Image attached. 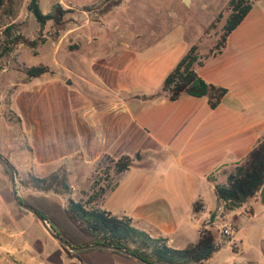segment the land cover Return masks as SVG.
Here are the masks:
<instances>
[{"label": "crops", "instance_id": "0c3cea01", "mask_svg": "<svg viewBox=\"0 0 264 264\" xmlns=\"http://www.w3.org/2000/svg\"><path fill=\"white\" fill-rule=\"evenodd\" d=\"M249 1L251 10L231 32L221 52L209 51L203 65L195 64V68H205L197 72L207 82L227 89L214 109L207 97L184 94L172 101L166 94H153L150 90L142 97L143 90H131L122 80L110 83L101 77L103 72L97 64H93L94 78L114 94L104 103L83 90L70 91L66 80L50 76L51 72L32 77L29 84L21 83L9 108L19 116L23 134L33 135L29 160L26 159L31 174L48 177L65 168L72 176L74 167H87L91 177L95 167L104 163L101 161L105 156L118 159L130 155L131 167L116 174V186L107 189L97 206L132 218L138 229L152 237L165 238L173 248L185 249L197 243L202 222L218 204L215 184H225L264 137V0ZM185 53L164 72L163 81ZM119 92H129L131 96L116 95ZM20 96L25 103L20 102ZM27 107L36 126L33 132L23 128V111ZM12 135L15 137V133ZM156 151L165 152L174 162L167 174L151 175L143 170L148 153ZM138 152L140 160L135 158ZM53 193L56 195L41 196L53 203L59 194L64 195L67 213L68 200L73 197ZM260 206L264 204L258 192L235 210L238 214L251 208L244 217H236V226L246 217L255 220ZM43 209L63 234L51 220L55 218L54 212L44 204ZM38 222L33 214H24L10 202L0 200V242L17 264H141L135 257L100 250L69 256L43 226L42 232L48 237L45 240L23 228L26 223L31 224L30 230L37 228ZM86 235L75 244L63 234L73 245L90 242L91 237L87 232ZM230 241L237 245L233 236ZM262 250L264 253V239ZM233 264L264 263L247 258Z\"/></svg>", "mask_w": 264, "mask_h": 264}, {"label": "rangeland", "instance_id": "374dc122", "mask_svg": "<svg viewBox=\"0 0 264 264\" xmlns=\"http://www.w3.org/2000/svg\"><path fill=\"white\" fill-rule=\"evenodd\" d=\"M29 1L0 0V152L16 167L17 186L22 199L43 212V204L47 205L57 219L51 220L75 243L87 235L65 212L64 195L59 194L58 200L50 203L41 194L56 195L53 191L43 192L28 184L32 174L26 166L33 135L23 134L19 116L9 108L15 90L22 87L21 83L33 82L24 72L25 67L49 66L53 70L50 76L72 81L70 91L83 90L103 103L110 101L114 94L94 78L96 67L93 64L100 65L101 77H106L110 83L122 80L131 90H143L142 97L149 90L162 95L165 94L162 90L164 72L193 43L198 45L200 55L209 54L222 34L231 10L229 0H122L117 5H113L117 0H39L45 13L56 3L65 10L61 24L56 25L50 20L41 27L28 9ZM8 27H12L11 32H7ZM10 35L23 36L25 41L3 54L4 49L10 46ZM32 41L34 46L28 43ZM195 69L202 71L205 68L197 66ZM116 95L129 97L131 93L119 92ZM20 102L25 103L21 96ZM25 110L24 130L36 131L35 123L31 122V111L28 112V107ZM144 163L143 170L151 172V175L167 174L168 167L174 164L165 152L157 151L148 153ZM106 165L107 161L96 166L91 177L87 167H74L72 176L63 168L72 186L70 195L75 200L88 198L92 193L93 179L103 175L102 169ZM110 176L114 182L117 175L113 169ZM0 200L10 202L17 209L11 177L2 164ZM260 207L255 220L246 217L238 226L236 217H244L251 208L233 214L232 236L237 245L229 240L232 236L221 237V247L216 256L203 264H233L247 258H256L264 263V206ZM39 225L38 222L37 228L31 227L30 230L31 224L26 223L23 228L36 233L39 239H48L42 232L45 231L42 225Z\"/></svg>", "mask_w": 264, "mask_h": 264}, {"label": "trees", "instance_id": "16d2710c", "mask_svg": "<svg viewBox=\"0 0 264 264\" xmlns=\"http://www.w3.org/2000/svg\"><path fill=\"white\" fill-rule=\"evenodd\" d=\"M121 1L117 0L113 5H117ZM228 7L231 12L222 28V34L211 53L216 54L221 52L226 46L229 35L247 16L252 8V4L249 0H229ZM28 9L41 27H44L50 20L54 24L59 25L62 23L65 15V10L60 3L54 4L52 9L48 13H45L40 6L39 0H30ZM11 30L12 27L7 28V32H11ZM10 36V46L4 49L3 54L10 52L15 44L25 41L23 36ZM28 43L32 46L35 44L34 41ZM207 58L208 55H200L196 43L191 45L189 50L167 74L163 81L162 90L170 100L175 101L182 95L188 94L197 97H207L213 109L220 104L227 93V89L207 82L195 69V64L203 65ZM24 72L29 78H32L41 76L47 72L52 73L53 70L49 66L41 64L25 67ZM135 158L140 160L142 158L141 153H136ZM105 161H107V165L102 169L103 175H97L93 179L91 185L92 193H87L88 198L85 200H74L70 198L66 207L69 217L80 225L91 237V241L88 243H104L125 248L139 256L140 259L138 260L141 264H203L215 252L219 251L222 242H220L217 231H213V229L201 227L200 238L197 243L185 249H176L169 246L165 238L152 237L149 233L138 229L133 225L132 218L118 216L105 208L97 206V201L104 196L107 189H113L116 186L111 181V169H113L115 174H120L128 170L132 165L133 157L123 155L118 159H114L107 155L102 159L101 163ZM0 164L10 174L7 165L1 160ZM28 184L42 191H53L63 194H71L72 191L65 170L52 173L48 177L31 175ZM263 185L264 137L250 151L245 161L236 166L235 171L228 176L225 184H215V193L219 203H223L228 209L236 210L242 207L251 197L257 195ZM17 207L20 212L29 214V212L20 208L18 205ZM195 207L197 211L200 209L198 203ZM43 215L47 217L44 213ZM59 233L62 234L60 231ZM65 250L69 256L76 257L83 251L95 250L133 257L118 249L103 247H93L82 251H70L67 248Z\"/></svg>", "mask_w": 264, "mask_h": 264}, {"label": "water", "instance_id": "95a60500", "mask_svg": "<svg viewBox=\"0 0 264 264\" xmlns=\"http://www.w3.org/2000/svg\"><path fill=\"white\" fill-rule=\"evenodd\" d=\"M67 83L71 84L72 81L68 80ZM0 160L3 163H5L7 165V167L9 168L10 177H11V181H12L13 197H14V200L16 201L17 205L20 208L24 209L25 211L33 214L38 219V221L42 224V226L45 228V230L49 233V235L54 240H56L63 248H67L70 251H82V250H85L88 248H93V247L118 249V250H120L124 253H127V254H129V255L137 258V259H140L139 256L133 254L132 252L128 251L127 249L116 247V246L111 245V244L88 243V244H84V245H73L66 237H64L62 234L59 233V231L54 227V225L51 223V221L47 217H45L41 211H39L34 206L26 203L25 201H23L21 199L19 192H18V186H17V170H16V167L1 152H0ZM259 194H260L261 202L264 204V185L260 189ZM149 264H153V263H149Z\"/></svg>", "mask_w": 264, "mask_h": 264}, {"label": "built area", "instance_id": "2783aa9c", "mask_svg": "<svg viewBox=\"0 0 264 264\" xmlns=\"http://www.w3.org/2000/svg\"><path fill=\"white\" fill-rule=\"evenodd\" d=\"M206 208V205H204ZM233 214L235 210L225 207L223 203H219L214 209L209 210L208 217L204 220L202 227L205 229H216L219 237H229L233 233ZM0 264H17L12 253L4 248L0 242Z\"/></svg>", "mask_w": 264, "mask_h": 264}]
</instances>
